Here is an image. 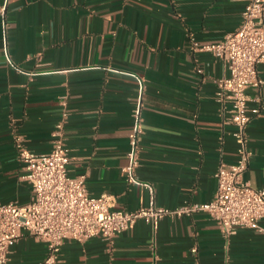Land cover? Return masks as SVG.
<instances>
[{
	"label": "crops",
	"instance_id": "0c3cea01",
	"mask_svg": "<svg viewBox=\"0 0 264 264\" xmlns=\"http://www.w3.org/2000/svg\"><path fill=\"white\" fill-rule=\"evenodd\" d=\"M246 3L0 0V200L31 201L16 140L50 151L64 109L69 173L85 177L91 196L108 193L114 209L127 211L212 200L218 167L239 155L216 96V81L229 72L192 43L224 39L240 26ZM259 70L264 79V62ZM247 94L249 106L262 109L248 126L244 179L264 188V84ZM138 121L132 183L123 168ZM47 255V245L27 234L11 245L5 264H40ZM58 258L55 264H264V233L238 227L226 236L206 212L167 215L156 231L139 219L112 241L67 240Z\"/></svg>",
	"mask_w": 264,
	"mask_h": 264
},
{
	"label": "built area",
	"instance_id": "2783aa9c",
	"mask_svg": "<svg viewBox=\"0 0 264 264\" xmlns=\"http://www.w3.org/2000/svg\"><path fill=\"white\" fill-rule=\"evenodd\" d=\"M2 12L4 9L0 8ZM192 45L194 50L209 52L222 60L229 72L216 81V96L229 112L228 120L234 126L232 134L239 155L235 162H222L218 167L214 198L208 202H188L176 208L152 202L135 211H127L114 209V197L108 193L91 196L85 177L69 173L70 149L65 141L69 113L64 109L53 129L50 151L36 152L29 149L21 138L16 140L24 170L21 177L30 184L33 195L31 201L23 205L0 200V264L8 261L11 245L27 234L48 247V255L40 264H55L67 240L84 242L100 236L112 241L139 219L150 223L156 231L167 215L206 212L226 236L235 233L238 227L255 228L264 233L261 224L264 188H255L244 179L252 156L248 126L262 109L259 104L253 108L249 106L247 89H259L264 84L259 70V65L264 62V0H247L240 26L221 41L200 44L194 40ZM198 72L202 69L198 68ZM141 133L138 121L129 135L131 147L127 156L130 162L123 168L132 183L138 180L135 169L139 165Z\"/></svg>",
	"mask_w": 264,
	"mask_h": 264
}]
</instances>
